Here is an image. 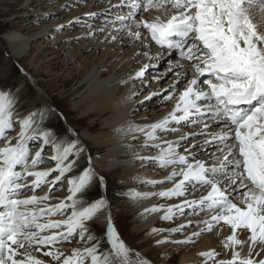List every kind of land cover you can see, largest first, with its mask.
I'll return each mask as SVG.
<instances>
[{
  "label": "snow or ice",
  "instance_id": "6c2138e0",
  "mask_svg": "<svg viewBox=\"0 0 264 264\" xmlns=\"http://www.w3.org/2000/svg\"><path fill=\"white\" fill-rule=\"evenodd\" d=\"M113 7L118 12L127 9L110 21L120 24L114 32H126L133 43L148 49L142 55L150 63L130 78L144 77L149 68L159 67L153 59L165 57L167 71L176 76L168 88L152 94L174 102L168 115L152 124L117 130L140 134L142 149L158 150L155 156L133 153L134 158L172 169L163 180L143 181L171 187L127 193L132 201H180L144 209L141 215L162 212L164 221L186 220L167 230L152 228L148 235L167 231L158 245L190 243L193 237L227 226L230 234L222 244L230 250V259L216 260L219 253L211 250L199 254L203 264H264V31L253 18L259 10L264 24V0H118ZM153 10L157 14L152 19L143 18ZM153 43L159 48L155 57ZM17 104L10 89L0 90V264H45L29 251L42 248L48 249L43 252L50 258L48 264H149L121 239L105 198L85 203L82 194L97 175L93 158L88 155L87 166L72 175L85 149L75 140H57L43 127L42 110L14 120ZM17 125L13 142L11 132ZM174 126L200 131L168 140L167 134L179 131ZM33 147L38 148L34 154ZM49 149L52 154L46 160ZM49 162L54 166L43 169ZM65 182L68 195L51 203ZM99 184L105 187L102 176ZM45 188L43 196L37 194ZM202 213V219H190ZM96 222L105 225L102 236L94 234ZM193 223L198 231L188 235ZM176 234L185 238L173 239ZM77 236L84 246L65 256L57 245ZM105 242L108 248L101 250Z\"/></svg>",
  "mask_w": 264,
  "mask_h": 264
},
{
  "label": "bare ground",
  "instance_id": "6f19581e",
  "mask_svg": "<svg viewBox=\"0 0 264 264\" xmlns=\"http://www.w3.org/2000/svg\"><path fill=\"white\" fill-rule=\"evenodd\" d=\"M101 1L103 0H46V3L58 5L56 13L65 18L62 22H59V24L64 23V25L67 24L65 27H70L68 22L75 20L77 23H80L83 28L73 32L66 43L57 45V42L51 39L52 36L54 37V35H57L56 31H52L48 27L33 29V22H27L25 25L29 27L25 29V31L29 32L30 35L17 36L12 34L7 36V48L15 59L21 60L30 58L28 64L22 65V68L35 80L38 77L35 71V65L40 59H47V63L44 64L42 61L41 65L47 69L48 72L55 68V64L50 62L57 63V60L63 56L61 61L62 66L60 68L62 74H66L71 80L75 78L80 79V85L76 94L73 95L74 99L70 107V111L79 116L77 122L68 119L67 116H69L70 113L62 112L60 109L56 110L65 117L68 126L76 132H80L76 141L85 149V153L82 154L83 158L79 161L78 167L73 173H78L82 167L86 166L88 155L93 158L92 164L97 175L82 194L86 204L88 202L87 197L90 192H92V189H94L98 177L102 176L105 179L114 177L119 185L120 191L123 193L122 199L117 203V209L131 218V231L134 236L139 237L142 241L140 247L143 248L144 251H153L160 255V261L157 264H170L176 257H179L178 264H203L204 258L199 254L211 250H215L219 253L216 260L230 259V250H225L222 244V240L230 234V229H228L227 226H224L222 230L218 227L212 232H204L199 237H193L190 243H166L158 245L156 241L168 236V232L162 231L159 234L148 235L152 228L167 230L169 228H175L181 223H186V220L177 218L174 221H164L160 219L163 215L162 212L148 215H141V213H143L145 208L153 205L179 203L180 201L176 199L169 201L158 197L132 201L127 196L129 190L139 193H148L171 187L172 185L170 183L158 184L153 187L152 185H145L143 181L163 180L169 175L172 169L160 168L151 161L142 162L134 158L133 153L138 152L142 156H155L158 150L154 148H149L147 150L142 149L141 145L144 142V138L140 134L125 135L117 130L126 129L129 125L143 126L159 121L172 111L174 102L171 100H162L160 98L151 106L152 109L149 112L132 114L133 110L136 108V104L144 99L148 93L136 100L133 96L146 90L147 85L150 83L148 78L153 77L151 71L149 72L147 70L146 75L140 79L130 78L133 77L143 65L150 63V61L142 55V52L148 49H142L138 41L133 43L131 38L127 37L126 32L115 33L114 29L120 27L119 23L113 25L108 22L113 20L117 14H126L127 9L125 8L122 12H118V10L113 7V5L118 4V0ZM101 9H104V13L94 14V11H99ZM156 14L155 10H153L152 13H143V18L152 19ZM159 14L162 16L164 15L163 13ZM253 18L254 22L258 25V29L264 31V24L261 22L259 10L254 14ZM52 25L57 26L58 24L53 23ZM101 29L104 30L101 31ZM113 34L117 35L116 40H112L111 37ZM60 38L62 39L63 37ZM36 40H40V42L46 45L42 46V43H40V45L35 46L34 41ZM76 43H79V45H75ZM54 44L55 46H52ZM57 46L58 49L56 50ZM37 50L38 52L35 57H30L32 53ZM157 51H159V48L153 43L151 55L155 57ZM91 57L93 59L88 60ZM98 58H100L99 61H97ZM81 59L83 61H81ZM167 60L168 58L165 57L164 60L160 61L163 62ZM154 62H157V60L153 59L151 61V63ZM185 64L187 65V62H185ZM75 65L77 66L75 67ZM168 68L169 63L167 64L166 72L162 74H172L167 71ZM159 78L160 77L157 78L158 81ZM175 79L176 76L173 75L172 79H170L164 87L172 84ZM158 81L149 88V92L155 90ZM36 87L41 89L44 88L39 81L36 82ZM11 92L14 93V90ZM38 97L40 99L39 104L42 106L41 108H38V101L36 100L22 104L17 108L14 114V120L22 118L29 112L42 110L45 113L43 127L46 128V118L49 115L46 104L50 105L52 99L49 97V99H42L40 95ZM16 98L19 101L21 98L20 94L16 95ZM83 121L88 122L83 128L78 127L77 123ZM174 127H178L179 133L167 134L166 138L168 140H176L180 134L185 132L200 131L199 127ZM51 130L52 135H57L56 128ZM18 131L19 126L17 125L15 130L11 132L13 142H15ZM133 135H136L137 138L133 139ZM161 135L163 136L164 134ZM56 138L57 140H70L67 136H58ZM93 147L100 153L96 154L91 151ZM33 148V152L38 150V148ZM51 154L50 150L46 155L47 159ZM52 166H54V162H49L42 168L47 169ZM61 189L63 199L68 195L67 184ZM45 192H47V188H45L44 192H39V195L43 196ZM196 195L199 196V193ZM189 198L191 199V197ZM53 199H57V197L52 196L51 203L59 202V200L54 201ZM112 205L114 206L115 204ZM203 216L204 214L202 213L200 216L190 219L198 220L202 219ZM59 218L60 217H51V219ZM95 227L104 229L105 231V225L100 222H96L93 225V228ZM193 230L198 231L194 223L186 232L190 235ZM217 233H219V235ZM184 238L185 237L180 234H176L173 237V239L176 240H183ZM242 238L246 239V236ZM77 241L78 239L74 240V247L77 245L76 248L84 246L83 242L78 243ZM29 251H31L32 255L37 259L44 261L45 264H48L50 261L49 257L43 256V252L46 251L44 248L40 251H35L33 249ZM144 254L145 253L142 255ZM209 264H214V261H209Z\"/></svg>",
  "mask_w": 264,
  "mask_h": 264
},
{
  "label": "rangeland",
  "instance_id": "374dc122",
  "mask_svg": "<svg viewBox=\"0 0 264 264\" xmlns=\"http://www.w3.org/2000/svg\"><path fill=\"white\" fill-rule=\"evenodd\" d=\"M86 1H90V0H86ZM57 10H58L57 4L46 3V0H0V33H2L0 35V89L1 90L10 89L11 91L14 90L15 96L20 94L21 98L18 101L16 110L20 105L30 103L35 100L38 101V108H41L42 106L41 104H39V100H40L38 97L39 95L40 97H42V99L51 98L52 103H50V105L46 104V107L49 111V116H47L48 118H46L47 119L46 129L51 132L52 131L51 129L56 128L57 135L54 136L53 134L55 138L58 136L60 137L67 136L69 137L70 140L76 141L77 136L80 134V132L78 131L76 132L74 129L68 126L65 117H63V115L60 112H57L56 110V109H60L62 112L70 113V115L67 117L68 119H72L73 121L77 122V120L79 119L78 115L70 111L71 110L70 107L74 99L73 95L76 94L77 89L80 85V79L75 78L71 80L69 77H67L66 74H64L65 76L62 74L60 68L62 66L61 61L64 56L61 57L59 60H57V63L50 62L55 64V68L52 71L49 70L48 72L47 69H45L41 65L42 61L44 62V64H46L47 59L44 60L40 59L39 62H37V64L35 65V71L36 74L38 75L37 79L35 80L34 78L31 77L30 74H28L22 68V65L24 66L28 64L30 58H24L21 60L15 59L9 52V49L7 48V44H6L7 42L6 37L9 35L12 34L17 36L30 35L29 32L25 31V29L29 27L26 26L25 24L31 21L34 24L32 26L33 29L48 27L52 31L53 30L56 31L57 35L56 36L54 35V37L52 36L51 39L52 41H56L57 45H62L63 43H66L73 32L80 30V28L83 27L80 23H77V21L75 20L68 22V25L70 24V27H65L67 26V24L64 25V23L59 24V22H62L65 18L61 17L58 13H56ZM103 10L104 9H101L99 11L96 10L94 11V14L104 13ZM53 23H57L58 25L54 26L52 25ZM60 37L63 38L61 39ZM40 43H42L40 42V40L34 41L35 46L40 45ZM41 45L44 46L46 44L42 43ZM75 45H79V43H76ZM52 46H55V44ZM57 49L58 46L56 47V50ZM37 52L38 50L33 52L32 56L30 57L32 58L35 57ZM91 59L93 58L91 57L88 60ZM99 59L100 58H98L97 61H99ZM81 61L83 60L81 59ZM152 64H159V67L148 69V71L149 72L151 71V74L153 75V77L148 78L150 83L147 85L146 90L140 92L138 95L137 94L134 95L133 97L136 100L139 97L145 95L146 93L148 94L144 97V99H142L139 103L136 104V108L133 110L132 114H141L146 111L149 112L152 109L151 106L154 105V103L158 99H160L159 95L153 96L152 94L157 92H162L163 89L169 87V85L167 87H164V85L168 83L170 79H172L173 74H166V73H165L166 75L162 74L166 72L168 63L166 61L163 62L157 61ZM76 66L77 65H75V67ZM158 77H160L159 81L157 80ZM37 81H39L44 86V88L42 89L37 88L36 87ZM156 81H158V85H156L155 90L149 92L148 91L149 88L152 87L154 84H156ZM150 96L152 98L148 99V97ZM87 122L88 121L79 122L77 123V126L83 128V126H85ZM177 133H179V131ZM91 151L95 152L96 154L100 153L94 147L91 148ZM49 152L50 149L48 150L47 153ZM32 153L34 154L35 152L32 151ZM45 159H47L46 156ZM44 166L45 165H43L42 167ZM85 167H82L78 173L82 172ZM78 173L75 172L72 173V175H76ZM104 181H106L107 183L105 182V187L102 188L99 184V177L97 178V181L94 185V189H92V192H90V194L87 197L88 200L87 203H91L92 201L103 197L108 201L109 205L115 204L114 206L113 205L110 206L111 217H112V222L118 234L120 235L121 239L130 249H132L133 252H140L141 255L145 253L142 256L146 258L149 264H157L160 261V255L153 251H149V252L144 251L143 248L140 247L142 241L140 240L139 237L134 236L131 231L132 228L131 218L121 210L117 209L118 208L117 203H119V201L122 199L123 193L120 191L119 185L115 181V178L110 177L105 179ZM39 192L40 191L37 190L38 195ZM62 194H63L62 189L55 191L53 196H56L57 199H53V200L54 201L61 200L63 197ZM93 231L94 234L97 236H102L104 233V229L97 227L93 228ZM76 239L79 240V237H76ZM74 240L71 242H65L63 244L57 245V247L64 250L65 256L71 255L70 253L72 249L78 246V245L76 247L73 246ZM107 248H108L107 243L106 242L103 243L101 246V250H106ZM178 262H179V257H176L174 260H172L170 264H178Z\"/></svg>",
  "mask_w": 264,
  "mask_h": 264
},
{
  "label": "trees",
  "instance_id": "16d2710c",
  "mask_svg": "<svg viewBox=\"0 0 264 264\" xmlns=\"http://www.w3.org/2000/svg\"><path fill=\"white\" fill-rule=\"evenodd\" d=\"M2 33H0V35H1ZM58 131H60V130H58Z\"/></svg>",
  "mask_w": 264,
  "mask_h": 264
}]
</instances>
